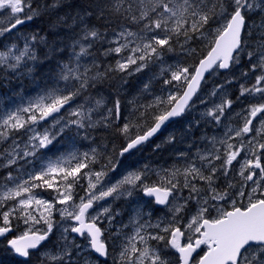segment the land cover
I'll return each instance as SVG.
<instances>
[{
	"label": "snow or ice",
	"instance_id": "6c2138e0",
	"mask_svg": "<svg viewBox=\"0 0 264 264\" xmlns=\"http://www.w3.org/2000/svg\"><path fill=\"white\" fill-rule=\"evenodd\" d=\"M257 10L264 12V0H113L110 11L122 16L126 24L115 33L111 43L116 46L106 49L105 55H121L124 52L127 55L121 56L109 71H127L131 74V66H135V72H140L149 63L161 62L163 51H172V42L179 44L180 37L184 38V44L197 38L206 40L210 45L207 55L195 66L177 64L161 68V74H170L164 84L172 85L175 90L169 91L166 96H156L151 103L140 106L143 109L140 118L145 117L149 109H154L151 126L145 127L124 118V123L117 127L125 138L120 156L138 150L167 121L182 115L191 106L189 102L206 73L226 70L239 63L240 54L246 48L242 37L246 16ZM5 11L7 15H3ZM38 13L39 9L33 7L32 0H0V36L18 30ZM210 20L219 23L213 31L206 30ZM128 25L139 26V30L133 31ZM259 27L264 29V21ZM261 35L258 45L246 52L250 71H258L259 75L251 87L240 84L239 93L240 97L259 94L260 102L249 105L237 114L243 120L241 127L233 129L228 126L224 133L226 138L219 141L224 145L223 152L216 147L217 141L213 137L212 147L199 155L202 161L200 167L194 162L189 163L183 171L177 168L152 185L144 183L145 166L144 170L129 172L116 183L105 186L108 166H103L99 171H93L90 167L98 162L99 152L96 148H92L90 153L78 154L73 151L61 155L42 164L38 170L23 172L17 169V175L9 171L0 178V238L7 239L14 230V222L15 228H19L20 223L25 226L19 235L7 239L9 250L27 260L31 252L37 250L52 234L56 226L53 220L55 211L59 212L61 221L74 222L63 228V240L68 241V233L77 234L87 240V248L91 252L108 258L109 247L102 239L104 229L101 224L105 217L111 222L110 208L101 207L97 211L94 205L108 197L131 196L139 186L145 196L154 197L156 204L166 205L180 200L183 203H176L171 208L173 218L167 223L130 221L134 230L131 235H125L118 259L113 258V264H264V33ZM101 38L102 34L95 28H84L73 45L74 48L79 45V52L73 53L75 67L70 63L60 66L59 78L65 82L64 88L54 87L29 101L27 106L0 116V143L7 142L13 133L22 129L32 133L26 144L27 150L22 154L18 151L20 145L12 139L11 145L0 152V160L4 161L0 167L11 168L18 160L35 157L39 150L52 145L70 125L84 128L85 121H88V127H94L97 123L108 127L114 120L121 119L119 100L114 108L107 109V115L102 116L100 121H92L91 114L103 106L102 99L95 100V108H85L84 105L73 108L68 114L77 119L63 124L61 121L64 117L54 115L61 113L65 106L71 107L75 98L100 75L90 76L91 68L81 65L80 58L88 55L93 42ZM24 39L23 48L13 44L7 50L0 51V67L16 71L28 60L37 59L34 51L37 35ZM39 39L43 41V37ZM186 51L191 54L196 49ZM242 75L247 77L248 72ZM222 88L223 85H218L212 95H217ZM232 103L231 99L224 97L206 115L220 123L226 108H231ZM49 117L53 118L52 129L55 130L46 128L43 132L37 131L35 125ZM233 132L234 136L230 135ZM245 137L249 138L245 141ZM234 138H240L238 146L229 142ZM242 152L245 155L238 160ZM249 155L251 158H248ZM216 161H219L218 165ZM234 162L240 165L238 175L241 179L237 183L227 179ZM114 168L115 165L110 170ZM85 169L87 171H83ZM178 174L183 175V182L176 179ZM220 176L227 179L223 189L217 185ZM82 178H87V188L84 189L85 195L77 201L74 187L81 186ZM37 189H50L56 195L53 200H46L39 197ZM185 189L186 196L183 194ZM193 201L196 204L195 212L183 223L180 214ZM225 204L229 207H225ZM57 205L62 207L58 208ZM5 208L7 210H3ZM40 225L43 227H38ZM149 228L158 231L153 233L147 230ZM149 241H156L157 246L153 247ZM161 244L163 247H160ZM72 246L77 250L81 248V245L75 244V238ZM165 249L174 250V260L168 258ZM63 253L71 254L67 246ZM44 256L54 262L63 260L60 254L44 253Z\"/></svg>",
	"mask_w": 264,
	"mask_h": 264
},
{
	"label": "trees",
	"instance_id": "16d2710c",
	"mask_svg": "<svg viewBox=\"0 0 264 264\" xmlns=\"http://www.w3.org/2000/svg\"><path fill=\"white\" fill-rule=\"evenodd\" d=\"M81 1L82 0H50V1L49 0H38V1H34L35 8H38L39 12H40V15L37 17V19L32 21V23L34 22L33 24L36 27V29H34V30L36 31V33L38 35L37 41L39 40L40 37L45 38L44 41H42V42L38 41L40 44H38V42L36 44L38 56H37L36 66H35L34 70L32 71V76L34 77V79L37 83L38 82L39 83H45L47 85L49 82H52V80L54 79L55 74H56V72H54V71L59 70V68H58V67H60L59 65H63L64 63L65 64L70 63L71 65H73V63H74L73 58H72V53L70 52V48H68V47L72 48L76 40H74L72 42L64 40L65 39L64 35L72 32V30L66 29V30L62 31V30H59L57 28H54L53 31H55V32L58 31V32L56 34L51 35L52 29L49 30V28H48L49 21L53 22V21L67 20V19L70 20L71 19V20L75 21L74 23H76L79 27L82 23L85 22L87 25H91L93 27L96 26L97 29L99 28L98 29L99 31L102 29L101 32H102L103 38H109L113 33H116L119 29H121L123 26H125L126 21L123 19V17L120 15H117V14L114 15L110 11V6H111L113 0H96V1L95 0H83L82 2ZM109 2H110V4H109ZM101 3H103V4H101ZM105 3H107V4L105 5ZM77 5H79V7H77ZM73 7H76L78 9V11H80V12H78L79 14L78 13L75 14L74 17L72 16L71 18H68V16H70V11H72ZM57 10H58V12H57ZM42 15L45 18L41 17ZM62 15H64V16H62ZM56 17H58L57 20H56ZM64 17H67V19H65ZM260 17H261V15L259 13H257V14H255L252 17L247 18V19L249 21L258 22V21H260ZM79 23H81V24H79ZM41 24L42 25L44 24L46 28H44V25L41 26ZM98 24H99V26H98ZM128 26L131 27V29L133 31L139 30V26H132V25H128ZM218 26H219V23L216 20H210L209 25L206 26V30L207 31H213ZM40 29H41V31H40ZM42 30H44V31H42ZM37 31H39V33ZM104 31H105V33H104ZM59 32H60V34H59ZM109 33H110V35H109ZM57 35H58V38H57ZM51 36H56V37L51 38ZM244 36H246V35H244ZM244 36H243V39L245 41L246 37H244ZM180 38H181V40H180L181 44L184 45L183 49H181L180 43H179L180 44L179 45L178 43L173 41L172 42V47L174 46L173 50L167 51V49H165L163 51L162 62H163L164 68H166L168 65H177V64L182 65V66H195L199 62V60L202 59L206 55V53L209 50L210 45H208V42L204 39L194 38L193 40L189 41L187 44H184V38L183 37H180ZM251 39H253V36H251ZM64 42H66V45L64 44ZM97 44L98 43L96 41L93 42L92 50H91V52L92 51L93 52L91 53L89 51L90 55H86L88 57L83 60V63H84V66L91 68V71L89 73L90 76H96L97 73H100V75L91 84V86H89L85 91H83L81 93V95H79L78 97L75 98V103L72 102V104L90 106V107L95 108V100L96 99H102L104 101L103 104H105L106 108H112L114 106L115 102L117 100H119V102H120V113H121L120 122L115 124L113 121L108 127H105L103 125V123H97L96 124L97 129L87 132V134L84 138L86 141H88L87 142L88 152L90 153L92 148H96L100 154L97 157V161L98 162L101 161L103 163H106L108 161L111 162L115 159L119 150L121 149V145H123L122 144L123 142L122 143L119 142V141H121L120 139H122L123 135H121L119 133V131L117 130V127L124 123V118H129V119L133 120V122H135V123L139 122V124H143L145 127L151 126L153 121H152V117H150V116H151V113L154 111V109H151V110L149 109L148 113L145 115V117L140 118V111H143V109L140 106L141 105H147V104L151 103L156 96H166L169 91H174L175 89L173 88L172 85H165L164 84V79L170 78L169 73H167V72L163 73L161 76L162 79H160L159 76L161 74L158 76V73H157L158 72V64H156L155 68L153 69V75H155V77L158 76L157 78H155L151 74H146L145 72H143L139 75L127 76V74L125 72L122 73V72H118V71H109L110 68L115 67L117 56L114 55V53L109 54L107 56V55H105V52L97 54V52H95V49H94V46H96ZM189 48L196 49V52L190 54L189 52L186 51V49H189ZM64 49H66V50H64ZM96 55H100V56H96ZM60 57H63L64 59L60 58ZM93 57H95V58H93ZM59 58L61 60H59ZM90 58H91V60H90ZM96 58H98L97 59L98 61L96 60ZM191 58H192V60H191ZM193 59H195V60H193ZM56 62L58 65L56 64ZM54 64L56 67L53 66ZM110 64H112V65H110ZM241 64H242L243 68H245V65L243 64V62ZM149 65H150V63H149ZM231 69H233V68L231 67ZM39 70L41 72H39ZM38 72H39V74H38ZM114 72H116V73H114ZM53 73H55V74H53ZM37 75H40L42 77L45 76V77L40 78V76H37ZM228 76H229V74H222V75H219L217 77L207 78V80L202 85L200 95H202V96L207 95V89L209 87L211 89V87L213 86L214 83L218 84V81L222 80L223 78L228 79ZM120 78H122V79H120ZM50 79H52V80H50ZM44 80H48V81L44 82ZM159 82H161V83H159ZM102 84H103V86H102ZM146 84L148 85L147 90H145ZM111 85H113V86H111ZM64 86H65V82L62 81L60 88H64ZM101 90H102V92H101ZM93 93H95V94H93ZM198 101H199V99L197 98L194 103L197 104ZM134 109H139V111H134ZM96 110L99 111L100 109L98 108ZM190 118H191V120L189 119L188 122H185L184 124L178 125V127H179L178 130L180 132L179 136H183V139L179 142V144L182 147H187V148H188V146L199 147V146H201V144H199V142H200L199 139H196L195 136H192V134H193V132L195 133V125L201 119V117L199 116V114L198 115L196 114V115L191 116ZM100 120L101 119H99L98 121H100ZM133 132L135 133V129H133ZM202 133H199V135ZM95 138H97V139H95ZM190 138H192L194 141L190 140ZM106 139H108V140H106ZM117 142H118V144H117ZM113 143L114 144L116 143L115 146H113L114 145ZM168 144L169 143L167 142L166 145H168ZM147 149H151V148L148 147ZM106 151L107 152L109 151V154L103 158L101 155V152L105 153ZM164 151H165L164 149L162 151H155L153 153V155H154V157L160 158L161 154ZM154 162H155L154 158H152V157L150 159H144L142 167H144V166L150 167L151 165H153ZM166 163H168L166 160L161 159L160 164H162L163 166H160L159 171H160L162 177H165L168 173H170L171 171H174L177 168L180 169V167H177V166H175V167L169 166L168 168H166ZM186 164H187V162L185 160V163L184 164L182 163L181 166L184 167ZM176 179L183 182L184 177H183V175L178 174ZM0 264H54V263L49 262L47 260H41L38 258L28 259L26 262H19V261L14 260L13 258H11L9 252L5 248H0Z\"/></svg>",
	"mask_w": 264,
	"mask_h": 264
},
{
	"label": "rangeland",
	"instance_id": "374dc122",
	"mask_svg": "<svg viewBox=\"0 0 264 264\" xmlns=\"http://www.w3.org/2000/svg\"><path fill=\"white\" fill-rule=\"evenodd\" d=\"M254 12H256V11H254ZM254 12H251V13H254ZM3 15H7V12L5 11L3 13ZM260 24H261V22H260ZM260 24H251V25H249L248 33H250V35L253 36V43L251 44L250 49H248L247 51L253 50L258 45V43L261 41V39H262V35L261 34L264 33V29H261L259 27ZM84 28H86V26L82 27L81 29L83 30ZM78 29H79L78 27H76V28L73 27L72 30H74V32H76V33L70 32L72 35L70 33H67V34L70 35L68 37V41L72 42V41L78 40L80 38V36L82 35V30H80V32H81L80 33ZM120 30L121 29H119L118 31H120ZM99 33L102 34L101 31ZM114 35H115V33H113L109 37V39L108 38L103 39V37L101 38L102 40L100 39V41H105V42L107 41V48L105 46H103V45H101V46L100 45L99 46L96 45V48L94 46V49H96L98 51V53H102V52H104V48L108 49V48H111V47H115L116 45L114 43H111V41L114 39ZM3 44H4V49L5 50H7V48L11 47V46L6 45L5 43H3ZM247 45H249V44H247ZM77 46H78V52H79V45H77ZM17 48H23V45L17 46ZM101 48H103V49H101ZM124 55H127V53L124 52L123 54L121 53V55H118L119 58L117 57L116 61L121 59V56H124ZM242 56H244V58L246 60H248V57H247L246 53L242 54L241 57ZM27 64L31 65L32 64L31 60H28ZM156 64H158V72L157 73H158V76H159L161 74V68H164L162 61L158 62V63L157 62L152 63L151 66H149V67L147 66L146 68H144L140 72H135L134 71L135 66H133V67H131L129 69V70H131V74L130 75H132V74L133 75H139V74H141L143 72H145L146 74L153 75V69L155 68ZM238 66H239V63H236V65H235V67L233 69L234 76H235L234 80L238 84V88L240 89V84H244L246 87H251L255 83V77L257 75H259V72L258 71L255 72L254 73L255 75H254L253 78L251 77V78L244 79L243 80L244 83H242L240 81H237V76H241V73H240L241 70L238 68ZM8 70L10 72H15V71H12L11 69H8ZM16 71H19V69H17ZM118 72H120V71H118ZM17 76L20 77V75H17ZM153 76L155 77V75H153ZM157 77H155V78H157ZM239 78H242V76L239 77ZM50 80H52V79H50ZM46 81H48V80H44V82H46ZM217 86L218 85L216 84L214 87H211V89L208 88L207 89V92H208L207 95H205L204 97L201 98L202 112L204 114V118L207 119L208 121L203 119V118L200 119L196 123L197 124L196 125L197 128L195 127V133H193V134H195V138L196 139H199V141L202 144H207L208 143L209 147H202V146H199V147H197V146L196 147L195 146H192V147L188 146V148L187 147H182L179 144V142L183 139V136H179V134H180V132L178 130L179 127H173V128H171L172 130L171 129H166L165 130V137H166L167 140H169L171 142L170 144L154 147V148H151V149L142 150L141 152H138L137 154H135L136 156H134L133 158L134 159H142V160L150 159L151 157H154L153 153L155 151H162L163 148H164L168 154L171 155V154L174 153L173 156L176 159H178L176 164L170 162V164H171L170 165V164L166 163V168H168L169 166H172V167L177 166V167H180V169H182L181 164H180V160L182 158H184V159L189 161L183 167V169H184L189 163H193L194 162L196 164V162H202L199 159V155L205 154L204 151L207 150V149H210L212 147L211 141H212L213 137H215L216 141H217L216 147L218 149L224 151V145L220 144L219 141L221 139H225L226 138L224 133L227 131L228 126H231L233 129L241 127L242 124H243V120L237 114L238 113H242L244 111V109H246L251 104H258L260 102V98H259V94H257L256 96L245 95L243 97H240L239 96L240 91L236 92L234 90H227L226 89V85H223V88L218 92V94L213 96L212 93L217 88ZM12 89H11V96H10L9 100H7L6 103H3L2 98H0V116H3L7 112L13 111V110H15V109H17L19 107L27 106L29 101H31V100L36 98L32 94H29L27 89L25 90V94H23V89H22V86L20 84H18L16 86H13ZM44 93H42L41 95H43ZM224 97H226L227 99H231L232 101H234L233 99H237V104L232 103L231 108H226L225 115L223 117H221V122L217 123L212 117L207 116L206 113H207V111L209 109H212L215 105L220 104L222 98H224ZM233 97H236V98H233ZM73 108H75V107H73ZM73 108H69V109H67L65 111V113H63L62 116L64 117V120L61 121L62 124L65 123L66 121H68V120H66V118L73 117V116H70L68 114L71 111V109H73ZM74 119H77V118L73 117V120ZM235 119L237 120L238 124L233 122V120H235ZM92 121H94V120L92 119ZM50 123L51 124L47 125V124H45V123H43L41 121L39 124L35 125L36 130L39 131V132H43L46 128L50 129V130H55V129H52L53 122H50ZM85 123H89V122L85 121ZM254 123H256V122L254 121ZM257 126H259V125L257 124ZM57 127H59V126H57ZM204 128H206V129H204ZM95 129H97L96 125H95ZM209 130H210V132H208ZM70 131L74 132V129H71ZM196 132H199V133L205 132V133L199 135V133L196 134ZM31 134H32L31 132H27V131L22 129L18 133H13V135L11 137L14 138L15 140H20L22 136H25V140H26L25 145H26L27 142H28V138H29V136ZM133 134H135V133L133 132ZM204 135H205V137L203 139ZM230 135L234 136V132L230 133ZM170 137H173L174 139L170 140L169 139ZM248 138L249 137H245L244 138L245 141ZM234 139L238 140L237 144H236L238 146L239 143H240V138H234ZM234 139H232V140H234ZM124 140H125V138H124ZM190 140H193V139L190 138ZM232 140H230L229 142L233 143ZM163 146H165V147H163ZM175 152H179V153H175ZM101 155H102V157H106L107 156V155H104L103 152H101ZM244 155H245V153L242 152L241 153V157H238V160H240ZM29 157H32V156H29ZM248 158H251V156L249 155ZM216 163L219 164V161H216ZM262 163H264V160H262ZM201 164L199 163L198 165L197 164L196 165H197V167H200ZM239 168H240L239 163L234 162V168L231 170L232 174H231V176H229V179L233 178V182L234 183L239 182L240 179H241L239 177V175H238ZM139 169H140L139 166H136L135 168H132L131 166L128 167V171L129 172L138 171ZM111 171L112 170L109 169L107 171V176L104 178V179H106V180H104V185L105 186H109L111 184L116 183L117 181L121 180L125 175H127L129 173L128 171H126V169H121L120 170V175H117L118 177L116 176V179H113L111 181V179H112V177H111L112 172ZM258 171L259 170H257V172ZM144 183H145V181H144ZM250 183L251 182H249V184ZM226 185H227V181L224 178L223 179L222 189L224 187H226ZM125 187H128V186H125ZM77 188H78L79 192L76 194L75 198L78 201L80 196H84L85 195L84 189L87 188V186H77ZM41 190L48 191L49 189H41ZM141 190L142 189L139 186L136 189L133 190V193L131 195L132 199L128 203L129 206L127 208L125 207V210H124V205L122 203L119 204L117 200H119L121 198L127 199L128 195H126V194L122 195V196H119V197H116V196L108 197L105 200L100 201L97 205H94V208L97 211H99L101 207L110 208V215L112 217L111 222H109V220L106 217L102 218L103 222L101 224V227L104 229L103 235L105 236V237H103V239L106 240L108 245H110V244H112V242H111V240L113 239L112 237H114V239H116V243L120 244V246L117 245L119 247V249L118 250L114 249V252H113L112 256L110 257V260H108L107 262H104V263L103 262H99L92 255L91 251L87 248V243H88L87 240H85V239H81V240L80 239H75V244L81 245V248L79 250H77L75 247L72 246L73 238L70 235V233L67 234L68 235V241L66 242L65 240H63L62 239L63 228L65 226H69V225L73 224V222L72 221H61L59 212H55V211L53 213V220L56 223V226L53 228L52 234L47 239V244L44 245V249L41 250V252L38 253V254H40L44 258H45L44 253L63 255V260L62 261H55L54 262V261H50L49 259H46L47 261L52 262L54 264H85L86 261H88L89 264H106V263L107 264H113V259L112 258H117L119 256L121 243L123 242L122 240H124L125 235H131L133 230H134L133 229L134 225L132 223H130V221H134V220L138 221L141 209L145 205L142 202H140V200L135 195V192H137V191L140 192ZM248 190H250V189H248ZM183 194L186 196L185 193H183ZM39 197L43 198V199H46V200H53L55 196L50 195L47 192V197H43L40 194H39ZM176 203H183V201L182 200L173 201L172 203H170L169 207L166 209L165 212H162V213L158 214V217H161L160 221H163V222L167 223V222L172 220L173 213L171 211V208H173ZM245 203H246V201H245ZM224 206L225 207H229L228 204H225ZM57 207L59 208V207H62V206L57 205ZM195 208H196L195 202L194 201L190 202L189 205L187 206V208L180 214L183 217V223H186L187 220L189 219V217L194 214ZM5 209H7V208H5ZM124 211H125V214H124ZM93 214H95V212H93ZM20 226H24L23 223H20ZM127 228L130 230L129 231L130 233L123 234L124 230L127 229ZM112 230H115V232H113ZM118 236H119V238H118ZM119 239H121V240H119ZM66 246H67L68 252L71 253L70 255H64V253H63V249ZM113 255H116V256L113 257Z\"/></svg>",
	"mask_w": 264,
	"mask_h": 264
},
{
	"label": "bare ground",
	"instance_id": "6f19581e",
	"mask_svg": "<svg viewBox=\"0 0 264 264\" xmlns=\"http://www.w3.org/2000/svg\"><path fill=\"white\" fill-rule=\"evenodd\" d=\"M50 1V0H49ZM83 1V0H82ZM81 1V2H82ZM96 1V0H95ZM51 3V2H50ZM86 3V2H85ZM43 4V3H42ZM76 4V3H75ZM84 4V3H83ZM101 4H103V3H101ZM107 3H105V5H106ZM109 4H110V2H109ZM98 5V4H97ZM38 6V5H37ZM81 6V5H80ZM110 6V5H109ZM77 7H79V5H77ZM55 8V7H54ZM57 8V7H56ZM90 8V7H89ZM42 9V8H41ZM59 9V8H58ZM80 9V8H79ZM107 9V8H106ZM52 10V9H51ZM71 10V9H70ZM96 11V10H95ZM43 12V11H42ZM57 12H58V10H57ZM78 12H80V11H78V9L76 8V7H73L72 8V11H70V16H68V18H71L72 16L74 17V15L75 14H77ZM101 12V11H100ZM51 13V12H50ZM49 13V14H50ZM53 13V12H52ZM66 13V12H65ZM107 13V12H106ZM43 14V13H42ZM45 14V13H44ZM48 14V15H49ZM54 14V13H53ZM67 14V13H66ZM79 14V13H78ZM83 14V13H82ZM102 14V13H101ZM55 15V14H54ZM94 15V14H93ZM111 15V14H110ZM115 15V14H114ZM53 16V15H52ZM62 16H64V15H62ZM41 17H44L43 15L41 16ZM77 17V16H76ZM104 17V16H103ZM111 17V16H110ZM109 17V18H110ZM45 18V17H44ZM57 18L58 17H56V20H57ZM61 18V17H60ZM59 18V19H60ZM65 19H67V17H64ZM94 18V17H93ZM105 18V17H104ZM47 19V18H46ZM83 19V18H82ZM89 19V18H88ZM49 20V19H48ZM68 20V19H67ZM59 20V21H53V22H51V21H49V23H48V28H49V30H51L52 29V34L51 35H53V34H56L57 32H55V31H53V28H57V29H59V30H62V31H64V30H66V29H71L72 30V28L73 27H78V28H80L76 23H74L75 21H73V20ZM90 20V19H89ZM100 20V19H99ZM124 21V20H123ZM79 22V21H78ZM100 22V21H99ZM115 22V21H114ZM113 22V23H114ZM34 23V22H33ZM44 23V22H43ZM90 23V22H89ZM88 23V24H89ZM45 24V23H44ZM43 24V25H44ZM61 24V25H60ZM79 24H81V23H79ZM39 25V24H38ZM42 24H41V26H43ZM47 26V25H46ZM98 26H99V24H98ZM64 27V28H63ZM84 27V26H83ZM94 27H96V26H94ZM44 28H46L45 27V25H44ZM105 28V27H104ZM99 29V28H98ZM48 30V29H47ZM46 30V31H47ZM82 30V29H81ZM102 30V29H101ZM100 30V31H101ZM118 30V29H117ZM40 31H41V29H40ZM42 31H44V30H42ZM77 31V30H76ZM99 31V32H100ZM38 33H39V31H37ZM61 32V31H60ZM60 32H59V34H60ZM72 32H74V30H72ZM80 32V31H79ZM46 33V32H45ZM49 33V32H48ZM66 33V32H65ZM74 33H76V32H74ZM81 33V32H80ZM104 33H105V31H104ZM108 33V32H107ZM106 33V34H107ZM41 34V33H40ZM39 34V35H40ZM71 34V33H70ZM72 35V34H71ZM76 35V34H75ZM80 35V34H79ZM105 35V34H104ZM109 35H110V33H109ZM66 36V37H65ZM70 35L69 34H66V35H64V37H65V41H68V37H69ZM78 36V35H77ZM56 36H51V38H55ZM107 37V36H106ZM50 38V37H49ZM57 38H58V35H57ZM56 38V39H57ZM74 39V38H73ZM103 39H105V38H103ZM109 39V38H108ZM62 40V39H61ZM70 40V39H69ZM102 40V39H101ZM180 40H181V38H180ZM63 41V40H62ZM102 43H104L105 41H101ZM55 43V42H54ZM64 44L66 45V42H64ZM180 44H181V42H180ZM179 44V45H180ZM53 45V44H52ZM98 46H99V44H97ZM192 45V44H191ZM103 47V46H102ZM174 47V46H173ZM181 47V46H180ZM59 48V47H58ZM64 48V47H63ZM66 48V47H65ZM68 48H71V47H68ZM95 48H96V46H95ZM104 48V47H103ZM103 48H101V49H103ZM100 49V50H101ZM105 49V48H104ZM182 49V48H181ZM64 50H66V49H64ZM96 50V49H95ZM99 50V51H100ZM205 50V49H204ZM102 51V50H101ZM38 52V51H37ZM91 52V51H90ZM93 52V51H92ZM91 52V53H92ZM95 52H97V54H98V51L96 50ZM94 52V53H95ZM93 53V54H94ZM70 54V53H69ZM96 54V53H95ZM123 54V53H122ZM88 55H90V54H88ZM196 55V54H195ZM96 56H100V55H96ZM104 57V56H103ZM57 58V57H56ZM60 58H63V57H60ZM59 58V60H61ZM93 58H95V57H93ZM99 58V57H98ZM98 58H96V60L98 59ZM194 58V57H193ZM64 59V58H63ZM110 59V58H109ZM89 60V59H88ZM90 60H91V58H90ZM100 60V59H99ZM179 60V59H178ZM191 60H192V58H191ZM193 60H195V59H193ZM51 61V60H50ZM54 61V60H53ZM64 61V60H63ZM98 61V60H97ZM92 62V61H91ZM107 62V61H106ZM197 62V61H196ZM97 63V62H96ZM109 63V62H108ZM38 64V63H37ZM51 64V63H50ZM56 64H57V62H56ZM65 64V63H64ZM103 64V63H102ZM39 65V64H38ZM48 65V64H47ZM58 65V64H57ZM104 65V64H103ZM110 65H112V64H110ZM52 66V65H51ZM53 66H55V64L53 65ZM60 66V65H59ZM108 66V65H107ZM56 67V66H55ZM58 67V66H57ZM46 68V67H45ZM59 68V67H58ZM41 69V68H40ZM96 69V68H95ZM102 69V68H101ZM56 70V69H55ZM107 70V69H106ZM36 72V71H35ZM39 72H41L40 70H39ZM39 72H38V74H39ZM45 72V71H44ZM53 72V71H52ZM54 72H56V71H54ZM96 73V72H95ZM114 73H116V72H114ZM123 73V72H122ZM241 73V76H242V78H239V77H241V76H237V81H240V82H242V83H244L243 82V80L244 79H247L248 77H245V76H243L242 75V73H244V71H242V72H240ZM36 74V73H35ZM41 74V73H40ZM53 74H55V73H53ZM113 74V73H112ZM34 75V74H33ZM108 75V74H107ZM106 75V76H107ZM119 75V74H118ZM122 75V74H121ZM37 76H40V75H37ZM117 76V75H116ZM161 76L162 75H160L159 77H160V79H162L161 78ZM42 76H40V78H41ZM45 77V76H44ZM44 77H42V78H44ZM165 77V76H164ZM48 79V78H47ZM120 79H122V78H120ZM37 80V79H36ZM43 80V79H42ZM159 80V79H158ZM165 80V79H164ZM40 81V80H39ZM43 82V81H42ZM97 82V81H96ZM163 82V81H162ZM133 83V82H132ZM131 83V84H132ZM138 83V82H137ZM159 83H161V82H159ZM99 84V83H98ZM148 84V83H147ZM154 85V84H153ZM212 85V84H211ZM216 85V83H214L213 84V86L212 87H214ZM217 85H225L224 83H221V82H218V84ZM234 85L236 86V87H238V84L235 82V80H234ZM98 86V85H97ZM96 86V87H97ZM102 86H103V84H102ZM109 86V85H108ZM111 86H113V85H111ZM154 87V86H153ZM12 88H13V86H12ZM10 86H8L7 88H6V91H8V92H10L11 93V89H12ZM94 88V87H93ZM112 88V87H111ZM210 88V87H209ZM90 89V88H89ZM13 90V89H12ZM22 90V89H21ZM28 90V89H27ZM100 91V90H99ZM132 91V90H131ZM152 91V90H151ZM101 92H102V90H101ZM153 92V91H152ZM98 93V92H97ZM208 93V92H207ZM93 94H95V93H93ZM104 95V94H103ZM131 96V95H130ZM127 97V96H126ZM233 98H236V97H233ZM131 99V98H130ZM140 99V98H139ZM234 101H233V103L234 104H237V99H233ZM78 101V100H77ZM80 101V100H79ZM74 103H75V101H74ZM72 110V109H71ZM151 110V109H150ZM125 115V114H124ZM135 116V115H134ZM151 117V116H150ZM149 119V118H148ZM233 122L234 123H236V124H238V122H237V120L235 119V120H233ZM139 123V122H138ZM197 125V124H196ZM234 125V124H233ZM235 126V125H234ZM173 127H178L177 125H171V126H168L166 129H171V128H173ZM200 127V126H199ZM197 128V127H196ZM199 129V128H198ZM204 129H206V128H204ZM172 130V129H171ZM197 130V129H196ZM170 131V130H169ZM168 131V132H169ZM94 132V131H93ZM208 132H210V130L208 131ZM108 133V132H107ZM114 133V132H113ZM194 133V132H193ZM197 133H199V132H196V134ZM203 133H205V132H203ZM202 133V134H203ZM100 134V133H99ZM98 134V135H99ZM115 134V133H114ZM96 135V134H95ZM105 135V134H104ZM118 135V134H117ZM103 136V135H102ZM192 136H195V134H192ZM110 137V136H109ZM117 137V136H116ZM198 137V136H197ZM204 137H205V135L203 136V139H204ZM115 138V137H114ZM95 139H97V138H95ZM94 140V139H93ZM106 140H108V139H106ZM110 140V139H109ZM121 141H119V142H123L122 144L123 145H121V148L122 147H124L125 146V140H124V136L122 137V139H120ZM88 142V141H87ZM116 142V141H115ZM114 144V143H113ZM116 144V143H115ZM115 144L113 145V146H115ZM117 144H118V142H117ZM199 144H201V146H203L204 144H202L201 142H199ZM98 146V145H97ZM109 146V145H108ZM199 146V145H198ZM105 147V146H104ZM163 147H165V146H163ZM118 148V147H117ZM164 149V148H163ZM111 150V149H110ZM121 150V149H120ZM119 150V151H120ZM142 150H145L144 148H139L138 150H136L134 153H133V155H132V158L134 157V156H136L135 154H137L138 152H141ZM165 150V149H164ZM208 150V149H207ZM85 151H87L88 152V149H85ZM221 152H223L222 150H220ZM154 152V151H153ZM204 152H206V150L204 151ZM175 153H179V152H175ZM109 154V151L107 152H105L104 153V155H108ZM117 154V153H116ZM174 154V153H173ZM173 154H168L167 152H166V150L161 154V157H160V162H161V159H163V160H165V159H167L169 162H171V163H175L176 164V162L178 161V159H176L174 156H173ZM100 155V154H99ZM159 155V154H158ZM104 158V157H103ZM112 160V159H111ZM33 163V162H32ZM201 164L202 162H196V164L198 165V164ZM35 165V164H34ZM179 165V164H178ZM196 165V166H197ZM23 166V165H22ZM29 166V165H28ZM160 166H163L162 164H160ZM20 168V167H19ZM155 169H157L156 167L154 168V170ZM117 204V203H116ZM123 206V205H122ZM127 208V207H126ZM134 229V228H133ZM111 231V230H110ZM110 233V232H109ZM120 233V232H119ZM123 235V234H122ZM110 236V235H109ZM121 236V235H120ZM113 239H114V237H112ZM118 238H119V236H118ZM119 240H121V239H119ZM123 241V240H122ZM121 241V242H122ZM118 244V243H117ZM122 244V243H121ZM119 246H120V244H118ZM114 249H116V247L114 248ZM116 250H118V249H116ZM84 255V254H83ZM111 256V255H110ZM114 256H116V255H113V257ZM76 258V257H75ZM118 258V257H117ZM113 259V258H112ZM78 260V259H77ZM96 260V259H95ZM97 261V260H96ZM3 263V262H2ZM14 263V262H13ZM104 263V262H103ZM107 264V263H106Z\"/></svg>",
	"mask_w": 264,
	"mask_h": 264
},
{
	"label": "flooded vegetation",
	"instance_id": "af4514ba",
	"mask_svg": "<svg viewBox=\"0 0 264 264\" xmlns=\"http://www.w3.org/2000/svg\"><path fill=\"white\" fill-rule=\"evenodd\" d=\"M8 147V145L7 144H5L4 146H2L1 147V149H0V152H2L5 148H7ZM41 150H44V149H41ZM2 163H4V161L3 160H0V164H2ZM35 164V165H34ZM19 167L21 168V169H27L30 165L31 166H33L34 168H40V166L42 165L41 163H38V162H33V163H31L30 162V160L29 159H27V160H25V159H22V160H20L19 161ZM23 165V166H22ZM29 165V166H28ZM9 171H12V173H13V166H11V168H4V167H0V178H2V177H4ZM18 173V172H17ZM13 233V232H12ZM2 241H5V240H2ZM0 244H2V243H0ZM3 248H4V246H3ZM10 254V253H9ZM11 256V255H10ZM11 258H12V256H11ZM15 260V259H14ZM16 261H19V262H23V261H25V259L23 258V259H21V260H16Z\"/></svg>",
	"mask_w": 264,
	"mask_h": 264
},
{
	"label": "water",
	"instance_id": "95a60500",
	"mask_svg": "<svg viewBox=\"0 0 264 264\" xmlns=\"http://www.w3.org/2000/svg\"><path fill=\"white\" fill-rule=\"evenodd\" d=\"M228 69H226V70H220L221 72H225V71H227ZM211 72H209V73H206L205 74V78L210 74ZM204 80H202L201 81V84H202V82H203ZM200 84V85H201ZM200 88V87H199ZM198 91H199V89H198ZM197 91V92H198ZM197 94V93H196ZM196 94L193 96V98H192V100L194 99V97L196 96ZM192 100L189 102L190 104H191V102H192ZM66 107V106H65ZM184 114V113H183ZM182 114V115H183ZM54 115H56V114H54ZM182 115H180V116H178V117H174V118H171L169 121H167L166 123H165V125L164 126H162V129L156 134V135H154L152 138H150V140L149 141H151V140H153L155 137H157L159 134H160V132L167 126V125H169L171 122H173V121H175V120H177L178 118H180ZM50 118V117H49ZM148 141V142H149ZM147 143V142H146ZM145 196V195H144ZM145 197H147V198H153L154 199V197H148V196H145ZM73 234V233H72ZM73 235H75V236H77V237H79L77 234H73ZM18 257V256H17Z\"/></svg>",
	"mask_w": 264,
	"mask_h": 264
}]
</instances>
